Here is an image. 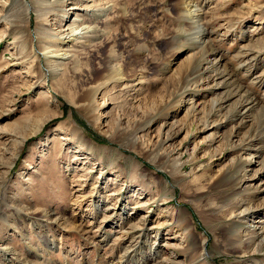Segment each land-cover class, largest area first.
I'll use <instances>...</instances> for the list:
<instances>
[{
    "label": "rangeland",
    "instance_id": "rangeland-1",
    "mask_svg": "<svg viewBox=\"0 0 264 264\" xmlns=\"http://www.w3.org/2000/svg\"><path fill=\"white\" fill-rule=\"evenodd\" d=\"M47 1L0 0V264H151L157 232L158 263L264 264L233 218L244 201L264 225V0ZM69 24L83 30L64 43ZM218 73L224 91L204 82ZM224 92L248 121L232 141L230 124L199 131ZM248 130L258 166L237 150ZM221 169L233 181L213 186ZM142 219L147 238L124 251Z\"/></svg>",
    "mask_w": 264,
    "mask_h": 264
},
{
    "label": "bare ground",
    "instance_id": "bare-ground-1",
    "mask_svg": "<svg viewBox=\"0 0 264 264\" xmlns=\"http://www.w3.org/2000/svg\"><path fill=\"white\" fill-rule=\"evenodd\" d=\"M45 1H47V0H45ZM53 2H51V0L50 1H47V2H49L50 4H53L54 5V3H59V4H63L64 2H66V0H52ZM72 5H74L73 3H72ZM191 2H189L186 6H187V18L188 19H190V20H192V23L193 24H195L196 25V27L199 29V39L200 40H203V42L207 39V38H205V37H203L204 35H203V32L205 31L203 28L204 27H202V25H200L199 24V21H201V18H200V16H198V15H196V14H194V12L196 11V9L195 10H191L190 9V7H191ZM31 7V6H30ZM70 9H74V8H70ZM196 19V20H195ZM193 20H195V21H193ZM73 24H69L68 25V28L66 29V30H68L69 28H71V29H69L70 31L68 32V33H63V36H61V38H60V40L61 41H63L64 43H68L69 41H72L73 40V38H75L76 36H78L81 32H82V30L83 29H79L78 28V26H76V24L75 25H73ZM204 26V25H203ZM89 27V26H88ZM91 27V26H90ZM93 29V28H92ZM90 31V30H89ZM84 33V32H83ZM205 33H207V32H205ZM206 35V34H205ZM209 35V34H208ZM199 39H197V40H199ZM70 43V42H69ZM64 50L63 49H61V47H60V49H57L55 52H56V56H61V57H66V54H65V52H63ZM50 52V51H49ZM60 53V54H59ZM46 57V56H45ZM215 58V57H214ZM62 60V59H61ZM216 61V60H215ZM218 63H220V61L218 60V61H216V64H218ZM219 70V69H218ZM215 71V70H214ZM221 72V71H220ZM208 74V73H207ZM212 75V74H211ZM219 75V76H218ZM118 76H119V78H121L120 76H121V70H120V68H119V70H118ZM204 82L207 84V87H211V88H221L222 86H225V84H224V82H223V76H222V74L221 73H218V74H216V75H214V76H207L206 77V79L204 80ZM221 89H223V91L225 90L223 87L221 88ZM214 92V91H213ZM245 94V93H244ZM235 95H236V93L235 94H233V93H230V92H224V95L223 96H221V97H219V99H214L213 101H212V107H211V109L213 108V107H215V111H213L212 113H210V114H208V112H207V115L205 116V120L201 123V127H200V129H199V131H201V132H204V131H210L211 129L212 130H218V129H220L221 127H226L227 125H229L230 124V131H229V133L227 134V136H225V138L224 139H228L229 141H232V140H234V139H236V137H238V134H240L239 132L245 127L246 128V124H247V120H246V118L244 117V113H239V110L238 109H236L235 110V112L238 114V116H237V114L236 113H234L233 115H228L227 114V110L225 111V108H228V107H231V106H233V105H238V107L241 109V108H244V105L243 104H241L239 101H237V100H233V98H235ZM95 95H94V92H92V95H91V97L90 98H93ZM241 97V96H240ZM196 103V102H195ZM195 103L194 102H192L191 103V107H189V108H191V109H189V111H190V113L195 117V114H194V108H196L195 107ZM250 105V104H249ZM154 108V107H153ZM224 110V113H221V111H223ZM231 110V109H230ZM247 110V109H246ZM229 112V111H228ZM250 112V111H249ZM235 115V116H234ZM248 117V116H247ZM222 118V119H221ZM220 119H221V121H220ZM236 120H238V121H236ZM198 123H200L199 121H198ZM44 125V121H42L41 123L39 122L38 123V125H37V127H35L34 129H33V133H37V132H39L40 131V129H41V127ZM252 132V130H248L246 133H245V135H244V137L243 138H241L240 139V141L238 142V148H237V150L238 151H241V152H243L242 153V155L244 156L245 154H248L247 155V157H248V160H247V162L249 161V160H252L253 159V161H254V164L255 165H259V163H258V161H256L253 157H254V153H255V150L253 149V141L251 140L252 139V136L253 135H249L248 134V132ZM257 134V133H256ZM135 135H136V132L133 134V136H134V139H136L135 138ZM249 135V136H248ZM171 136H172V133H170V134H167V136L165 137V140L167 141V140H169V139H171ZM247 136V137H246ZM246 137V138H245ZM135 141H137V140H135ZM162 143H164V141L162 142ZM161 143V144H162ZM163 145V144H162ZM163 150V149H162ZM197 150V147H195V148H193V152H195ZM256 150H258V149H256ZM160 150L157 148V151H156V153L155 152H149L148 151V149H147V153H148V156H152V158L154 159V161H155V163L157 162V161H161V160H165L164 162L165 163H169L170 161H171V157L169 156V155H165V154H160V152H159ZM236 152V151H235ZM173 157V156H172ZM88 158V157H87ZM86 158V159H87ZM250 162V161H249ZM233 163H234V161H233ZM246 162H244L243 164H245ZM173 166V168L175 169V170H179V167L178 166H176V165H172ZM208 164L207 165H204V166H200L199 167V169H200V171H204V170H206V169H208ZM246 168V167H245ZM244 169V168H243ZM205 174L207 175V177L210 175V173H204V174H202V175H200V176H202V177H206L205 176ZM143 176H146V174H144ZM252 177V176H251ZM209 178H211V184L213 185V186H216V187H221L222 185H225V184H227V183H231L233 180H232V178L231 177H229L228 176V171H227V169H221L220 171H218L217 172V174L216 175H214V176H211V177H209ZM262 180V176L260 175V174H254V176H253V179H252V181H255V182H258V181H261ZM235 181H236V179H235ZM102 181H100L99 180V178L97 179V181L94 183V187L93 188H96L97 190H99L100 189V185L102 186ZM104 184V183H103ZM115 192H117V191H115ZM90 193H92V192H90ZM235 194V193H234ZM120 196V195H119ZM118 196H114L113 198H114V200H117L116 198H117ZM121 197V196H120ZM112 198V199H113ZM122 198H123V196H122ZM124 199V198H123ZM105 202V201H104ZM91 206H93L94 208H95V210H96V212H98V210H100V213H102L103 215H104V217H105V215L107 214L106 212H107V210H110V209H116L114 206L113 207H107V204H105V203H103L102 202V200H99L98 199V197H95V198H93L92 199V204H91ZM244 206H245V202L243 201V202H240V203H238V205H237V207H236V213L234 214V216H233V218L235 219V220H243L244 218V220H249L250 222H251V220L254 218V216L257 214H259V212H257L259 209L258 208H254V210L252 209V208H250V207H248L247 209L245 208V209H243L244 208ZM118 209H121V216H120V218H121V221L122 222H128L129 224H133V221L130 219V218H128V217H126L125 218V216H126V214H125V211L123 210L124 209V207H119ZM264 211V210H263ZM113 214H114V212L112 213V214H110V215H112L113 216ZM233 215V214H232ZM250 218V219H249ZM138 222V221H137ZM249 222V226L247 227V229H243V235L240 237V244H241V248L243 249V253H248V251H250V249H252V247H254V249H253V251H254V253L253 254H255V252H259L260 251V247H261V245H262V243L264 242V225L262 224V225H259V223H254V224H252V223H250ZM147 223L145 222V220H141V221H139L138 222V226L140 227V228H142L141 229V231L138 233V237H137V241H135V239L132 237L133 235H134V233H130L129 231H126L122 236H121V238L120 239H131L132 240V242L133 243H135L136 244V247H134V246H132V245H130V246H126V247H124L123 249H124V251H127L128 249H131L132 247L133 248H138L137 247V245L139 244V243H141L140 241H141V239L143 238V237H146L147 238V235H148V229H147V225H146ZM233 222L231 221L230 222V225L231 226H233ZM234 225H238V223H235ZM131 226V228H132V225H130ZM139 228V229H140ZM127 230V229H126ZM137 233V232H136ZM135 233V234H136ZM158 234V232L155 234V239H154V241L148 246V259L150 258V262H151V264H163V263H158L157 261H159V259H161V261L163 260V261H165L164 259H162V255H163V253H161L162 252V245H160V241L159 240H157V235ZM137 235V234H136ZM143 240V239H142ZM131 242V241H130ZM144 242V241H143ZM145 242H146V240H145ZM141 246V245H140ZM121 247V246H120ZM201 248H202V250H204V247L201 245ZM122 249V248H121ZM252 251V252H253ZM146 252V251H145ZM205 254H208V252H206L205 251ZM204 255V254H203ZM156 258H159L158 260L156 259ZM154 259H156V262H153V261H155ZM121 261V260H120ZM148 262V261H147ZM121 263V262H120ZM149 264V263H148ZM169 264H173V263H171V261H170V263ZM175 264H176V262H175Z\"/></svg>",
    "mask_w": 264,
    "mask_h": 264
}]
</instances>
